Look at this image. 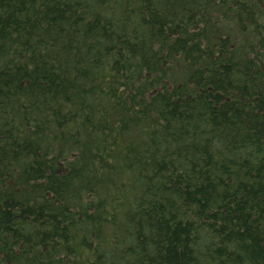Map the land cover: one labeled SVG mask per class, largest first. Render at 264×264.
Segmentation results:
<instances>
[{"label":"trees","instance_id":"1","mask_svg":"<svg viewBox=\"0 0 264 264\" xmlns=\"http://www.w3.org/2000/svg\"><path fill=\"white\" fill-rule=\"evenodd\" d=\"M0 264H264V0H0Z\"/></svg>","mask_w":264,"mask_h":264}]
</instances>
